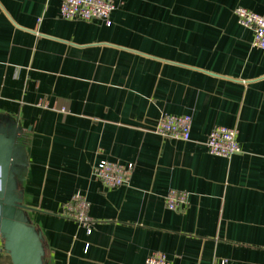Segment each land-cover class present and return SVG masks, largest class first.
<instances>
[{
    "label": "crops",
    "instance_id": "0c3cea01",
    "mask_svg": "<svg viewBox=\"0 0 264 264\" xmlns=\"http://www.w3.org/2000/svg\"><path fill=\"white\" fill-rule=\"evenodd\" d=\"M61 0H0V126L21 129L23 204L46 264H264V50L232 10L264 0H122L101 21L64 20ZM191 117L190 140L152 128ZM215 126L240 152L208 154ZM132 163L129 186L106 189L91 167ZM170 190L186 205L165 208ZM79 192L90 233L62 216ZM0 264H11L3 251Z\"/></svg>",
    "mask_w": 264,
    "mask_h": 264
},
{
    "label": "built area",
    "instance_id": "2783aa9c",
    "mask_svg": "<svg viewBox=\"0 0 264 264\" xmlns=\"http://www.w3.org/2000/svg\"><path fill=\"white\" fill-rule=\"evenodd\" d=\"M122 4V0H61L59 6L60 17L64 20H79L85 22L101 21L107 26L110 24V15ZM237 23L252 33L251 48L264 50V15H258L244 7H235L232 10ZM191 117L189 115L174 116L161 113L152 128V133L166 139L187 142L190 140ZM238 132L235 128L222 126L213 127L208 133L204 145L208 154L225 159L231 158L240 152L237 142ZM134 165L121 164L107 159L96 162L91 167V177L106 189H115L129 186ZM165 208L177 211L186 205L187 193L170 190L164 196ZM89 203L79 192L74 193L65 204L62 216L75 221L90 233ZM0 243V253L2 252ZM144 264H170L165 254L150 253ZM213 264H228L227 260L220 259Z\"/></svg>",
    "mask_w": 264,
    "mask_h": 264
},
{
    "label": "water",
    "instance_id": "95a60500",
    "mask_svg": "<svg viewBox=\"0 0 264 264\" xmlns=\"http://www.w3.org/2000/svg\"><path fill=\"white\" fill-rule=\"evenodd\" d=\"M21 129L4 121L0 126V243L11 264H46L43 234L23 204L26 160L16 144Z\"/></svg>",
    "mask_w": 264,
    "mask_h": 264
}]
</instances>
